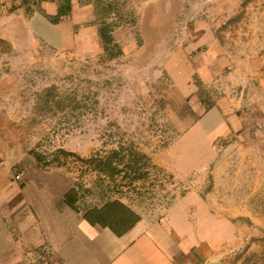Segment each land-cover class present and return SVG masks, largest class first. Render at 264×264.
<instances>
[{"label": "rangeland", "instance_id": "rangeland-1", "mask_svg": "<svg viewBox=\"0 0 264 264\" xmlns=\"http://www.w3.org/2000/svg\"><path fill=\"white\" fill-rule=\"evenodd\" d=\"M137 1L91 0L48 41L0 39V185L37 189L57 228L75 187L79 212L174 219L201 264H264V0H152L151 43Z\"/></svg>", "mask_w": 264, "mask_h": 264}, {"label": "crops", "instance_id": "crops-1", "mask_svg": "<svg viewBox=\"0 0 264 264\" xmlns=\"http://www.w3.org/2000/svg\"><path fill=\"white\" fill-rule=\"evenodd\" d=\"M21 2L0 0V39L13 49L17 40L26 34L48 41L59 32L60 26L68 30L76 24L87 23L94 11L91 0H71L68 20L55 25L45 17L56 13V4L51 0H42L38 10L29 15ZM137 2L140 3L138 29L144 43H151L152 36L162 33L157 26L162 20L158 3ZM33 189L30 185L19 188L7 181L0 185V264H39L36 262L39 247L45 248L49 264H201L190 252L193 243L183 240L173 228L174 219L149 221L119 201V204H109L108 210L131 222L120 236L99 224L90 225L84 219L85 213L90 218L97 216L100 207L89 212H75L66 207L64 228H57L51 212L55 205L47 209L38 190Z\"/></svg>", "mask_w": 264, "mask_h": 264}, {"label": "trees", "instance_id": "trees-1", "mask_svg": "<svg viewBox=\"0 0 264 264\" xmlns=\"http://www.w3.org/2000/svg\"><path fill=\"white\" fill-rule=\"evenodd\" d=\"M37 1L40 3L42 0H37ZM66 3L67 4L64 7H57L56 13L54 15H45L49 23L56 25L60 21V17L64 15H68L70 13L71 10L70 1L66 0ZM105 35L106 34H100V37L102 38L104 44L109 42V39ZM137 156L142 157V154ZM98 161L100 164H103L108 170H110L111 173L119 171L117 167H112L109 160L99 159ZM101 170L103 171V169ZM77 201H78V191L75 189V187L68 189V191H66V193L63 195V202L66 205V207L72 209L75 212H78V209L76 207ZM116 203L119 204V201L115 200L112 201V203L109 202L105 203L102 207L97 209L98 215L95 216L94 218H90L86 213L83 215V217L90 225L99 224L102 227L109 228L116 236H120L131 226V222L129 220H126L125 218L120 217L118 213L110 212L108 210L109 204H116ZM94 209L95 208H93L92 210Z\"/></svg>", "mask_w": 264, "mask_h": 264}]
</instances>
